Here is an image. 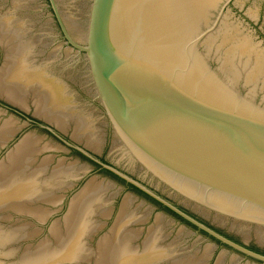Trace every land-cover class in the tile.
<instances>
[{
  "label": "water",
  "instance_id": "obj_1",
  "mask_svg": "<svg viewBox=\"0 0 264 264\" xmlns=\"http://www.w3.org/2000/svg\"><path fill=\"white\" fill-rule=\"evenodd\" d=\"M174 264H264V0H69Z\"/></svg>",
  "mask_w": 264,
  "mask_h": 264
}]
</instances>
